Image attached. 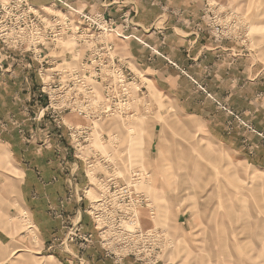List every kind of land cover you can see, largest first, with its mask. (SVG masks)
I'll list each match as a JSON object with an SVG mask.
<instances>
[{
  "label": "rangeland",
  "instance_id": "rangeland-1",
  "mask_svg": "<svg viewBox=\"0 0 264 264\" xmlns=\"http://www.w3.org/2000/svg\"><path fill=\"white\" fill-rule=\"evenodd\" d=\"M12 1L15 0H0V31L3 29L10 31L7 40H3L4 37H1L0 32V91L6 92V94H0V104H3L6 101V96L10 95L7 92L17 95L16 100L21 107L18 105V111L13 113L15 117L12 119V126L26 142L28 141L36 147L41 146L45 151H55L61 143L65 145L68 141L67 151L71 153L72 159L69 160L66 157L63 160L60 159L59 167L67 176L73 174L71 178H68L69 189L78 184L77 175L80 173L83 175L81 180L86 185L84 191L87 192V198L84 197L85 205L84 203L80 205L84 207L82 213H80L89 217L93 227L92 234H85L83 233L82 223L80 221L75 223L68 217L63 226L64 235L60 239L51 241L50 245H46V249L49 247L51 249L56 248L66 255L68 254L69 245H76L82 252L89 247L97 246L103 257L113 264H124L127 261L136 264H169L170 261L174 263L178 259L190 255L188 254L189 247L187 248L186 242L177 240L180 236L176 234L177 232L173 226L176 215L190 210L188 215L191 216L192 214L191 218L200 215V218L206 221L204 217L213 211L214 216L212 214V217L215 219L212 222H215V227L219 225L218 218L224 217L226 219V225L219 227L225 229L222 230V233L223 238H226V243H219L220 246L225 244V248L224 250L218 249L216 243V251L214 252L216 261L214 264H230L231 262L233 264H264V258L262 259L259 252L264 242L261 243L255 238V235L264 233V225L260 222L261 218L264 219V209L260 204L259 192H254L248 200L244 199L245 194L240 191L239 187L249 186V182L245 181V178L234 179L229 178V176H217L209 179L186 178L181 176L185 171L180 170V161L167 162L165 163L167 169L170 167L171 171L164 172V174L171 175L167 178L172 187V191H170L171 198L176 199V208L186 206V209H176L173 212L163 211L162 209L156 210L157 205L162 203L166 205V202L161 201L159 196L157 199L152 196L155 193L153 188L155 182L152 161L150 163L149 160L148 135L155 121L151 109L153 108L152 102L156 97L152 93V83L146 74L136 67L129 50V45L132 42H136L146 49L148 46L133 33L137 25L130 15L123 14L120 20H116L109 13V10H116L117 1L106 2L107 4L102 9L107 11L102 12L96 7H92L93 9L89 6L85 8L83 3H81L82 6L75 7L67 0H56V5L47 7H37L29 0H23L29 4L28 8L34 10L33 13L39 18V26L43 29L41 36L44 37L40 45L30 44L29 38L25 39L28 45H22L25 42H22V44L16 42V37L19 34V32L16 33V29L24 26L22 24L24 20L20 17L21 13L19 11L12 10L10 12V9H8L7 6ZM198 1L202 5L204 28L216 45H221L225 41H236L251 49L256 58L264 63V0ZM99 15L104 16L102 21L107 22L108 28L110 25L116 26L117 32L126 37L122 39L117 37L116 34L111 37L116 59L114 64H112V60L105 61L103 67H101L106 69L104 77L110 78L111 82L116 81L118 76L116 71L124 68L136 75L144 94L133 95L130 104L131 110L126 111L125 109L123 111L120 104V91L116 84L114 83L108 90L105 84H99L95 88L96 92L91 111H94L93 108L98 109L92 113L91 119H84L73 112L55 109V105H53L54 98L52 97L53 89H48L47 80L51 75L76 67L82 60L89 58L90 52L96 49L98 42L94 38H87L86 35L103 26V23H100L97 18ZM29 24L31 23L29 22ZM217 26L224 32V36L221 38L212 33V28ZM88 28L91 30L90 33ZM76 33L80 34V38H77ZM53 34L57 35L56 41L54 38H50ZM131 87L135 90L134 86ZM45 88L46 90H44ZM161 101L162 97L160 96L157 98L159 106L163 105ZM105 111H108V115ZM133 113L134 116H132ZM223 117L222 120L225 121L226 116ZM262 118L264 121V117ZM71 119H77L79 122L74 124ZM157 121L163 120L158 118ZM257 121L260 122L261 119L257 118ZM75 127L92 128V132L89 131V134H92L90 146L83 140L84 135L81 136V139L74 137L76 132H80L71 131ZM62 134H65L67 141ZM78 142L82 144L81 147H79L80 143ZM164 149L165 151H160L161 156H163L162 153H165L174 157L175 154L181 153L180 150L189 153L190 156L191 154L198 155L202 153L196 140H191L186 147H172L169 145ZM216 152L218 150L213 149V147L209 148L210 154ZM90 154L96 156L97 163L101 161V164H103L98 163L101 170L94 167L98 173L107 174L108 172H104V170L110 164L109 166L114 167L113 171L126 184L132 181L133 175H137L135 177L138 178V181L134 182L136 184L134 191L137 194L144 195L147 204H149L147 205L149 209L143 203L138 210L140 227L143 233L151 231L156 236L154 241L151 239L152 243H145L147 238L144 236L142 241L138 243L139 245L136 246L137 249L134 254L130 253L131 249L128 248L126 253L115 255L114 250L104 247L101 238H99V232L96 230V225L88 214L91 204L100 197L98 191L99 193L103 191L99 181L94 183L92 173L97 172L88 169L86 158ZM201 159L202 162L194 160L187 163L189 166L188 171L191 174H200L198 171L202 168L200 163H208L207 157H205V161L203 158ZM227 163L228 161L222 162L225 166ZM225 169L228 170V166ZM173 175L176 177H172ZM258 183H260L259 180L253 182L255 185ZM93 185L98 188V191ZM236 186L237 193H234L232 189L234 190ZM211 190H214L215 193H211ZM72 200L73 194L70 192L64 202H71ZM212 207L214 209H209ZM17 211L18 213L12 216L10 221L16 229V233L25 243L20 248L23 250L22 254H26L29 260L27 261L23 257L22 261H25L22 264H33V261L40 262L37 257L41 255L43 244L39 230L28 210L18 208ZM155 212H157V217L153 222ZM145 219H149L152 223L151 227L144 226ZM125 227L128 230L132 229L128 224ZM249 236H253L252 242L239 243L240 237L248 239ZM172 254L173 257H171ZM66 260V257H60L62 264H66ZM77 261L78 264H83V259Z\"/></svg>",
  "mask_w": 264,
  "mask_h": 264
},
{
  "label": "crops",
  "instance_id": "crops-1",
  "mask_svg": "<svg viewBox=\"0 0 264 264\" xmlns=\"http://www.w3.org/2000/svg\"><path fill=\"white\" fill-rule=\"evenodd\" d=\"M29 1L37 7L57 4L56 0ZM67 1L75 7L83 3L85 8L96 7L103 12L107 11L102 9L103 6L111 0ZM116 1V10H109V13L116 20H120L123 14L130 15L137 25L133 33L148 46L146 49L132 42L129 50L136 67L152 83V93L156 97L151 109L155 121L148 135L156 193L152 196L155 199L159 196L166 202V205L155 203L156 210L186 209V206L176 208L177 202L171 198L172 187L167 181L171 175L164 174L171 171L165 163L176 161H180V170L185 171L181 176L186 178H245L249 186L239 187L245 194L244 199L248 200L254 192H259L264 209V63L251 49L236 41L216 45L204 28L202 5L198 0ZM3 93L6 94L0 91ZM7 93L10 95L0 104V264H22L27 259L20 248L25 243L10 221L18 213V208L31 213L42 240L43 249L37 257L40 262L33 261V264H62L61 256L67 258L66 264H78L79 259H83V264H113L103 257L97 246L82 252L76 245H69L66 255L56 248L46 249L51 241L64 235L63 226L68 217L75 223H82L83 233H93L89 217L81 215L84 207L80 205L84 203V197L87 198L86 185L80 173L77 175L78 184L69 189L68 178L73 174L67 176L59 167L60 159H72L67 151L65 134L62 136L66 144L61 143L55 151H45L19 135L12 126L13 113L18 111L19 105L17 95ZM160 96L162 106L157 104ZM223 116H226L225 121ZM158 118L163 121L158 122ZM257 118L261 121L258 122ZM71 122L76 124L79 121L71 119ZM191 140H196L202 153L190 156L180 150L181 153L174 157L165 153L161 156L164 147H186ZM210 147L218 152L210 154ZM205 157L208 163H200V174H191L187 163L201 158L205 161ZM226 161L225 166L222 162ZM227 166L228 170L225 169ZM257 180L260 183L253 184ZM232 191L237 193V186ZM70 192L73 200L64 202ZM211 193L215 191L211 190ZM189 211L177 214L173 226L180 236L177 240L186 242L190 255H182V259L169 264H214L216 243L218 249L225 248V244L219 245L220 242L226 243L222 233L225 229L219 227L226 225V219L218 218L219 225L215 227L213 211L204 217L206 221L200 215L192 219ZM156 217L157 212L153 222ZM263 220L261 218L260 222L264 225ZM143 224L152 226L149 219ZM255 238L263 243L264 233L255 235ZM253 239V236L248 239L240 237L239 243L252 242ZM259 252L263 259L264 245ZM124 264L136 263L127 261Z\"/></svg>",
  "mask_w": 264,
  "mask_h": 264
},
{
  "label": "built area",
  "instance_id": "built-area-1",
  "mask_svg": "<svg viewBox=\"0 0 264 264\" xmlns=\"http://www.w3.org/2000/svg\"><path fill=\"white\" fill-rule=\"evenodd\" d=\"M7 7L10 9V12H12V10L16 12L19 11L21 13L20 17L24 20L22 23L24 26L16 29V33L18 34L19 32L20 34L16 37V42H21V44L22 42H25L22 44L25 45L27 44L25 39L29 38L30 44L34 43L40 45L41 41L44 39V37L41 36L43 29L39 26V18L33 13L34 10L32 11L28 8L29 4L23 0H15L9 3ZM97 18L100 23H103V26L98 27V29L92 33H90L91 30L88 28L90 34L86 35L87 38H94V40L98 42L96 49L90 52L89 58L82 60L76 67H71L69 70L65 69L60 72L61 74L51 75L47 80L49 84L48 89H53L52 97L54 98L53 105H55V109L58 111L73 112L77 114L78 117L84 119H91L92 113L98 109L93 108L94 111H91L93 107V98L95 97L96 92L95 88L99 84H105L107 90L110 89L114 83L116 84V87H118L120 91V104L123 111L125 109L126 111L131 110L130 104L133 95L138 96L139 94H144V91L141 90V87L139 86V80L136 75L132 72H128L124 68L116 71L118 75L116 81L111 82L110 78L108 79L106 76L104 77V71L106 69L101 67H103L106 60H112V64H114L116 59V55H114L113 51L114 44L111 37L113 34H116L117 37L122 39H125L126 37L117 32L116 26L113 27V25H110L108 28L107 22L104 20L102 21L104 18L103 15H99ZM29 22L31 24H29ZM29 25L32 26L30 27ZM28 29H30V31H28ZM0 32L1 37H4L3 40H7V35H10V31L3 29ZM212 33L216 37L221 38L224 36L223 30L218 26L212 28ZM75 35H77V38H80L79 33H76ZM50 38H54L56 41L55 38H57V35L55 36L53 34ZM85 43L87 42L85 41ZM131 86H134L135 90ZM44 90H46V88ZM105 112L108 115V111ZM132 116H134V113ZM63 124H65V122H63ZM72 130L80 131L76 132L74 137L81 139V136L84 135L85 138L83 140L88 146H90L92 134H89V131L92 132V128L75 127L72 128L71 131ZM81 143L80 145L78 144L79 147H81ZM86 159L88 169H92L91 166L99 168L98 163L101 164V161L97 163L96 156L90 154ZM109 165L110 164H108L104 170V172H108L107 175L98 172L92 173L95 180L94 183L99 181V184L102 186L104 184L106 188L103 186L104 191H100L99 193L98 188L93 185L96 191H98V196L101 198L99 199V202L91 204L88 214L92 217L93 222L96 225V230L99 232V238H101L104 247L114 250L115 255L126 253L128 248L131 249L130 253L134 254V251L137 249L136 246L139 245L138 243L142 241L144 236L147 238L145 243H152L151 239L152 241L155 240L156 235L152 234L151 231L146 233L142 232L139 222V208L142 207L141 205L143 203L146 204V206L149 204H147L144 195L137 194L134 191L136 185L134 182L138 181V178L135 177L137 175H133L134 178L132 181L126 184L122 181V178L113 171L114 167ZM101 174L104 176L101 177ZM93 206H96L97 209L93 210ZM147 209H149L148 206ZM151 214L153 213L151 212ZM126 224L131 226L132 229L128 230L125 227ZM126 242L127 244H125Z\"/></svg>",
  "mask_w": 264,
  "mask_h": 264
},
{
  "label": "bare ground",
  "instance_id": "bare-ground-1",
  "mask_svg": "<svg viewBox=\"0 0 264 264\" xmlns=\"http://www.w3.org/2000/svg\"><path fill=\"white\" fill-rule=\"evenodd\" d=\"M91 167H92V169H91V170H92L93 172H94V171H96V172H97V169H94V167H93V166H91ZM101 175H102V174H101ZM104 175H107V174H105V173H104ZM104 175H103V176H104ZM103 186L105 187V185H104V184H103ZM103 186H102V187H103ZM105 188H106V187H105ZM103 191H104V189H103ZM103 191H102V192H103ZM100 198H101V197H98V199H97V200H94L95 202H93V203H97V202H99V199H100ZM96 209H97V207H96V206H93V210H96Z\"/></svg>",
  "mask_w": 264,
  "mask_h": 264
}]
</instances>
